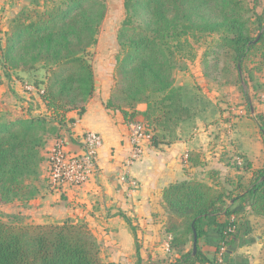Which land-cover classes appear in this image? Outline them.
<instances>
[{
	"label": "trees",
	"instance_id": "trees-1",
	"mask_svg": "<svg viewBox=\"0 0 264 264\" xmlns=\"http://www.w3.org/2000/svg\"><path fill=\"white\" fill-rule=\"evenodd\" d=\"M32 4L23 6L12 17L5 32L6 45L0 41V61L5 67L15 63V67L27 71L40 62L51 65L47 87L41 94L48 113L16 119L0 116L2 203L30 201L39 194L35 183L42 175L46 160L43 150L49 137L62 138L60 127L75 122L68 113L76 110L83 114L95 93L94 68L86 54L98 42L107 13L106 0H32ZM124 6L126 17L118 37L115 83L106 105L120 110L128 123L142 114V123L156 148L189 136L207 112L195 89L177 84L175 78L177 65L184 66L186 59L196 55L190 36L200 39L217 35L216 57L221 52L230 55L239 81L256 51L261 50L264 58V11L258 14L248 0H125ZM139 10L143 20L135 23ZM245 84V103L251 111L246 79ZM141 103L146 104L143 112L138 110ZM255 118L264 136V112ZM202 156L201 151H192L189 161L202 165ZM240 158L243 162L237 158L229 164L242 172L227 175L225 183L218 179V171L212 170L215 182L211 185L191 179L164 189L165 229L171 235L169 250L174 254L166 264H221V245L227 248V261L230 252L246 241L250 221L239 222L240 217H264V168L253 170L249 159ZM46 183L50 188L48 178ZM127 220L138 239L136 227ZM211 229L217 244L212 257L199 246ZM136 248V264H143L138 240ZM244 263L241 259L235 264ZM0 264L107 263L85 219L19 224L0 218Z\"/></svg>",
	"mask_w": 264,
	"mask_h": 264
},
{
	"label": "crops",
	"instance_id": "crops-1",
	"mask_svg": "<svg viewBox=\"0 0 264 264\" xmlns=\"http://www.w3.org/2000/svg\"><path fill=\"white\" fill-rule=\"evenodd\" d=\"M18 1L19 4L13 5L12 0H0V9L2 10L3 6L6 8V14L0 13V18L14 17L20 9L18 7L22 8L21 3L25 0H14L15 3ZM112 86L109 78L101 80L99 85H96L95 93L87 103L85 112L79 114L72 110L68 113L69 118L75 119L72 128L74 134L68 131L69 134L66 133L67 136L64 134L62 137L66 150L77 153L80 151L79 138L83 133H99L103 142L98 150L96 170L83 184L67 183L59 192L52 191L46 183V178L49 151L57 138L49 139L44 153L46 160L42 165V176L36 183L39 194L29 201L28 207L25 205L26 211L21 215L27 214L29 222L33 223L57 222L67 218L85 219L97 237L101 253L108 262L132 264L137 240L144 261L148 253H160L163 257L165 254L161 252L169 249L171 235L165 229V188L191 179L202 180L211 185L215 182L211 177L212 170L218 171V179L225 183L227 175L234 176L242 172L229 164L230 160L241 156L252 162L253 170H260L264 168V140L253 114L254 108L251 107L249 115L242 111H232L233 116L227 118L226 121L231 126L225 127L228 131L225 133L229 134L230 144L221 150L212 140L215 125L202 122L189 136H183L170 145L156 148L150 139H145L142 142L141 157L127 166L133 156L134 146L130 140L129 123L125 121L123 113L106 105ZM212 102L222 105V102L217 100ZM239 107L245 111L246 106ZM145 109V103L138 105L139 111L143 112ZM220 114L223 117L229 115L228 111L224 110ZM135 120L142 123L144 116L139 114ZM192 151L203 153L204 164L195 165L189 161ZM223 152H228V161L221 159L220 153ZM125 173L129 174L132 182L122 181V175ZM246 209L248 210L249 206ZM127 219L136 227L138 239L135 238ZM245 219L250 221V231L244 237L246 241H242L243 243L230 252L227 262L235 264L242 259L244 264H264V217L249 215L240 217L239 222ZM210 232V236L199 241V246L205 254L213 256L217 244L211 237L214 230L211 229Z\"/></svg>",
	"mask_w": 264,
	"mask_h": 264
},
{
	"label": "rangeland",
	"instance_id": "rangeland-1",
	"mask_svg": "<svg viewBox=\"0 0 264 264\" xmlns=\"http://www.w3.org/2000/svg\"><path fill=\"white\" fill-rule=\"evenodd\" d=\"M12 1L13 5L20 3V1H18V3H15L14 0ZM106 3L107 13L101 23L98 42L93 45L86 54V57L90 60L94 68L95 85H99L101 80L108 78L113 84L115 83L114 73L118 65L117 56L120 52L118 37L122 22L126 17L125 0H106ZM30 4H32V0H25L24 3H21L22 7L30 6ZM248 4L258 14L263 13L264 0H248ZM4 7L5 6H3V8ZM3 8L2 10L0 9L1 15L6 14V8ZM19 8L21 9V7H18V9ZM141 16L142 13L139 10L134 18L135 23L143 20ZM12 19L11 17L0 18V28L2 29L0 32V41H2L3 46L6 45V38L8 35H6L5 32L7 33V31H9ZM253 28L256 34L258 31L257 25H254ZM190 40L194 44L196 55L193 59H186L184 66L177 65L174 72L176 82L177 84L194 88L197 95L203 98L202 101L200 100V104L207 112L201 117L202 119L199 118L197 120V125L202 122L215 125L214 127L216 129L212 135V140L213 143L220 146L221 150L222 147H227V145L230 144L228 140L229 134L225 133V131L228 132L225 130V127L227 126L229 128L231 126L226 120H228L227 118H230V116H233L231 115L232 111H242L245 115H249L251 112L249 106L245 103V96L242 89V86L244 89L247 88V85L243 83L245 79L249 82L248 88L252 98V108H254L253 114L256 115L264 112V58L262 57L261 50L256 51L251 56V59L242 72L243 80L239 81L237 78L238 72L230 55L226 54V52H221L218 54V59L216 57L217 54L214 52V49L216 48L215 46L218 40L217 35H203L200 39L199 37L194 39L190 36ZM50 70L51 65L46 66L44 62L37 63L35 68L27 71L23 70L22 67H15V63H7V67H5L0 61V76L2 81L0 83V116L3 115L7 119H16L28 118L33 113L47 114V105L43 101L41 94L45 92V88L47 87ZM213 100L222 102V105L214 106L216 103L212 102ZM211 103L213 104L212 106ZM239 106H246L245 111ZM217 107L220 108L219 111ZM223 110L228 111L229 115L227 114V117L221 116L220 112ZM226 123L227 125H225ZM73 125L74 123L70 122L67 126L60 127V132L63 136L68 133V131L74 134L72 130ZM216 130H218L217 133ZM65 136H67V134ZM262 137L264 140L263 135ZM52 138H55V136L49 137V139ZM75 139L78 138L76 137ZM45 150L46 147L43 150V154ZM49 152L51 153V151ZM220 155L222 160H229L228 152L220 153ZM239 160L243 162L241 158H239ZM36 183L35 185L37 186ZM60 189L51 190L59 192ZM25 205L28 207L29 201L23 199L15 200L12 203L0 202V218L7 223H29L30 219L27 217V214L21 215L23 211H26L27 207H25ZM224 250H220L218 254L220 256V253L223 252V261L221 264H228L224 259ZM161 253H164L165 256L163 255L162 257L160 253H154L153 255L148 253V257H146L143 264H166L169 258H174V254L171 253L168 248ZM101 257L107 264L112 263L107 261L103 253H101ZM132 259V264H136L137 248Z\"/></svg>",
	"mask_w": 264,
	"mask_h": 264
},
{
	"label": "built area",
	"instance_id": "built-area-1",
	"mask_svg": "<svg viewBox=\"0 0 264 264\" xmlns=\"http://www.w3.org/2000/svg\"><path fill=\"white\" fill-rule=\"evenodd\" d=\"M130 140L134 146L132 158L128 161L127 166L141 157L142 142L150 139L151 133L147 131L146 126L138 121L129 123ZM80 151L71 153L66 150L63 138H58L54 144L50 157L49 168L47 172L48 184L52 190H59L64 184L80 185L86 182L97 168L98 150L102 145V137L99 133L88 131L81 135ZM122 181L125 183L132 182L129 174L122 175ZM220 250L226 249L221 245ZM225 252V250H224ZM223 252L218 254V260L222 259Z\"/></svg>",
	"mask_w": 264,
	"mask_h": 264
},
{
	"label": "water",
	"instance_id": "water-1",
	"mask_svg": "<svg viewBox=\"0 0 264 264\" xmlns=\"http://www.w3.org/2000/svg\"><path fill=\"white\" fill-rule=\"evenodd\" d=\"M245 84V82H243ZM197 251V236L195 235L194 252Z\"/></svg>",
	"mask_w": 264,
	"mask_h": 264
}]
</instances>
